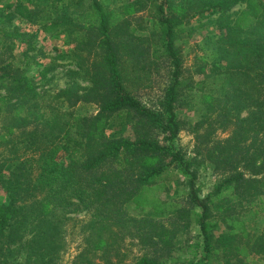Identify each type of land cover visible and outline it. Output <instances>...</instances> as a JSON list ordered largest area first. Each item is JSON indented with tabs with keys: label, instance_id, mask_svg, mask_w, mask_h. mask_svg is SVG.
Listing matches in <instances>:
<instances>
[{
	"label": "trees",
	"instance_id": "obj_1",
	"mask_svg": "<svg viewBox=\"0 0 264 264\" xmlns=\"http://www.w3.org/2000/svg\"><path fill=\"white\" fill-rule=\"evenodd\" d=\"M116 3L0 0V264H264V230L245 219L264 215V0H137L153 30ZM211 17L219 33L203 41L198 81L185 65L191 22ZM18 19L64 36L73 49L62 57L90 86L38 92L36 34ZM161 70L162 96L148 105L138 85ZM81 103L97 113L76 115ZM185 107L200 112L197 155L219 174L204 197L196 159L177 146ZM219 130L231 134L215 141ZM171 170L185 178L182 206L162 198ZM76 214L89 217L85 245L66 260ZM128 239L139 253L124 251Z\"/></svg>",
	"mask_w": 264,
	"mask_h": 264
},
{
	"label": "rangeland",
	"instance_id": "obj_2",
	"mask_svg": "<svg viewBox=\"0 0 264 264\" xmlns=\"http://www.w3.org/2000/svg\"><path fill=\"white\" fill-rule=\"evenodd\" d=\"M137 0H117L115 6L112 9L120 10L123 12H134V16L131 18L133 25L138 27L144 26L148 30H153V24L151 21V13L153 9L148 7L147 9L140 10ZM241 5L236 7L233 11L240 9ZM214 17L211 18H198L191 22L193 27V35L189 40L188 50L185 53V65L189 69L194 78L198 81L203 80V73H198V67L203 65V41L206 37L216 35L219 33L218 26L211 23ZM14 24L25 33L36 34L35 46L37 51L40 52L37 57L39 65H34L31 68L30 75L35 78L37 90L40 93H47L51 95H57L60 91L66 90L72 86H81L87 88L90 86L89 82L84 79L81 74L78 65L68 58L62 56L70 54L73 46H69L67 39L64 36H51L42 32L40 24L33 23L27 20H16ZM150 31L138 32V35L147 36ZM151 33V32H150ZM28 49L26 45H19L14 52L17 58H20L22 52ZM37 51L34 54H37ZM43 66L51 67L52 70L48 73L45 79L40 77V72L43 70ZM155 71L153 70L152 73ZM160 75V76H158ZM164 71L153 76L151 80L143 79L141 85H138L137 96L143 102L148 105L156 104L162 96V90L165 86ZM66 108V107H65ZM98 111V108L93 104L81 103L74 112L76 115L88 116L94 115ZM179 116L185 122H190L186 125V128L181 132L177 146L187 155L188 158L196 159L195 165L199 169L197 185L200 188V194L202 197L206 196L214 182L219 178V174L216 173L211 167L203 166V154L197 155L199 152L198 140L190 131V126L195 125L200 118L199 111L189 112L187 108L180 109ZM5 128L4 123L0 120V129ZM203 133V130L200 131ZM129 133V132H128ZM230 131L219 130L214 140H225L230 136ZM201 151V148H200ZM164 181L168 183V192L162 195V198L166 201H172L182 206L183 201L186 198V193L183 188L185 178L178 171H169L164 176ZM72 218L82 222V224H70L68 227L67 242L68 251L66 254V260L75 257L84 247L86 232H84L83 225L87 223L89 217L84 214L72 215ZM246 222L249 228L254 232H261L264 230V215L255 216L253 213L248 212L245 216ZM198 235V229L194 226L189 231L188 238L191 242L196 241ZM125 252L135 255L139 253L140 248L136 245V241L128 239L126 241ZM182 261L186 258V252L180 251L177 254Z\"/></svg>",
	"mask_w": 264,
	"mask_h": 264
}]
</instances>
